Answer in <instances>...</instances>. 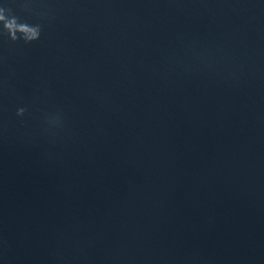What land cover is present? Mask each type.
I'll return each instance as SVG.
<instances>
[{
	"label": "water",
	"instance_id": "1",
	"mask_svg": "<svg viewBox=\"0 0 264 264\" xmlns=\"http://www.w3.org/2000/svg\"><path fill=\"white\" fill-rule=\"evenodd\" d=\"M0 6V264H264V0Z\"/></svg>",
	"mask_w": 264,
	"mask_h": 264
},
{
	"label": "clouds",
	"instance_id": "2",
	"mask_svg": "<svg viewBox=\"0 0 264 264\" xmlns=\"http://www.w3.org/2000/svg\"><path fill=\"white\" fill-rule=\"evenodd\" d=\"M42 26L30 24L26 20H21L11 8L0 6V35H6L13 43L23 41L30 44L40 39ZM25 108H18L17 115L23 116Z\"/></svg>",
	"mask_w": 264,
	"mask_h": 264
}]
</instances>
